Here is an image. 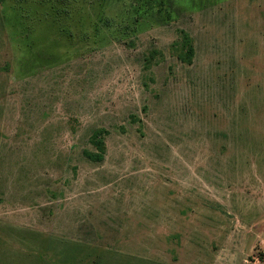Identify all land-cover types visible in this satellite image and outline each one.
I'll list each match as a JSON object with an SVG mask.
<instances>
[{
    "label": "rangeland",
    "instance_id": "1",
    "mask_svg": "<svg viewBox=\"0 0 264 264\" xmlns=\"http://www.w3.org/2000/svg\"><path fill=\"white\" fill-rule=\"evenodd\" d=\"M0 264H264V0H0Z\"/></svg>",
    "mask_w": 264,
    "mask_h": 264
},
{
    "label": "trees",
    "instance_id": "2",
    "mask_svg": "<svg viewBox=\"0 0 264 264\" xmlns=\"http://www.w3.org/2000/svg\"><path fill=\"white\" fill-rule=\"evenodd\" d=\"M183 46L184 52L178 54V58L184 62H191L194 50L190 43L189 37L186 34H183ZM107 130L104 128L95 129L90 137L89 142L93 145V150H83L84 156L92 162H101L104 159L105 154V135Z\"/></svg>",
    "mask_w": 264,
    "mask_h": 264
}]
</instances>
